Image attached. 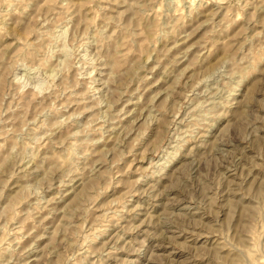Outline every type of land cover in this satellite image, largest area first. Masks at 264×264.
I'll use <instances>...</instances> for the list:
<instances>
[{
	"label": "rangeland",
	"instance_id": "1",
	"mask_svg": "<svg viewBox=\"0 0 264 264\" xmlns=\"http://www.w3.org/2000/svg\"><path fill=\"white\" fill-rule=\"evenodd\" d=\"M0 264H264V0H0Z\"/></svg>",
	"mask_w": 264,
	"mask_h": 264
}]
</instances>
